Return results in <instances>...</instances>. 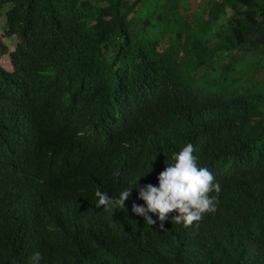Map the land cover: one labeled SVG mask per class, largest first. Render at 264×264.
Masks as SVG:
<instances>
[{
    "label": "trees",
    "instance_id": "trees-1",
    "mask_svg": "<svg viewBox=\"0 0 264 264\" xmlns=\"http://www.w3.org/2000/svg\"><path fill=\"white\" fill-rule=\"evenodd\" d=\"M2 17L0 264H264V0H0ZM189 143L221 186L198 225L145 224L136 188L95 206L158 186Z\"/></svg>",
    "mask_w": 264,
    "mask_h": 264
},
{
    "label": "clouds",
    "instance_id": "clouds-1",
    "mask_svg": "<svg viewBox=\"0 0 264 264\" xmlns=\"http://www.w3.org/2000/svg\"><path fill=\"white\" fill-rule=\"evenodd\" d=\"M194 146L189 143L179 153H174V163L165 167L159 173L158 186L151 183L137 187L129 186L122 189L118 196H109L107 192H95L97 208L107 210L124 209L125 201L131 196L133 188L138 191V199L144 205L132 204V211L144 218L145 224L153 226L157 223L151 214L158 217L160 229H164V222L169 214L178 213L172 217V222L183 224L184 227L198 225L206 213H214L217 205V195L221 186L215 182L214 175L206 167L198 164V156L193 153ZM113 175L119 176V172ZM215 193L217 195H211ZM42 255L33 253L31 264H40Z\"/></svg>",
    "mask_w": 264,
    "mask_h": 264
},
{
    "label": "rangeland",
    "instance_id": "rangeland-1",
    "mask_svg": "<svg viewBox=\"0 0 264 264\" xmlns=\"http://www.w3.org/2000/svg\"><path fill=\"white\" fill-rule=\"evenodd\" d=\"M202 4L201 3H195V2H191V7L189 9L188 15H191L193 13H195V11H197L199 9V6ZM227 15H230V11H227ZM5 21V17L0 19V36L3 38V43L8 47V52L11 54L12 52L15 51L16 44H17V39L13 38V39H7L5 38V33L2 29V27L4 26V22ZM0 65L1 67H3L6 71L12 73L14 71V68L12 67L11 61H10V56H6L3 59H0Z\"/></svg>",
    "mask_w": 264,
    "mask_h": 264
}]
</instances>
